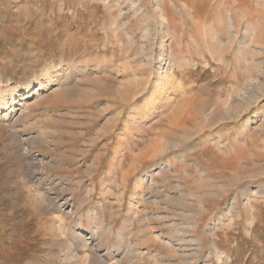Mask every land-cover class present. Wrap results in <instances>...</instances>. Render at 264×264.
Instances as JSON below:
<instances>
[{
  "label": "rangeland",
  "instance_id": "rangeland-1",
  "mask_svg": "<svg viewBox=\"0 0 264 264\" xmlns=\"http://www.w3.org/2000/svg\"><path fill=\"white\" fill-rule=\"evenodd\" d=\"M174 1L0 0V264H264V0Z\"/></svg>",
  "mask_w": 264,
  "mask_h": 264
},
{
  "label": "bare ground",
  "instance_id": "bare-ground-1",
  "mask_svg": "<svg viewBox=\"0 0 264 264\" xmlns=\"http://www.w3.org/2000/svg\"><path fill=\"white\" fill-rule=\"evenodd\" d=\"M172 2H173V5H178V2H176V1H174V0H171ZM179 2L181 1V2H183V4L185 5V6H187V8L188 7H190V4H188L186 1H184V0H178ZM171 2V3H172ZM262 4H264L263 2H261ZM143 5V4H142ZM158 5V10H156L157 12V14H158V16H159V20H160V22L163 24V28L165 29V31H166V36L168 37V36H170V45H172V43H174V41L176 40V35H175V33L172 31V28H173V25H172V23L170 22V19H169V17H168V15L166 14V10H165V7L164 6H162L160 3H158L157 4ZM140 7H141V5H140ZM139 7V8H140ZM157 7V6H156ZM233 7H236V8H238V3H237V0H234V5H233ZM231 8V7H230ZM230 8H228L227 9V12H228V16H226L225 18H219L218 19V23H219V25H224L225 27H226V29H227V32H228V34L229 35H231L232 36V38H230V39H228V40H226V39H224L223 38V34L221 33L222 31L219 29V28H217L216 26H212V27H204L203 29H202V37H203V40H204V45L205 46H203V47H205V49L203 50L202 48V54H204V57L206 58V60H207V53H209L210 55H212V56H214L215 55V53H220V56H221V58H222V60L223 61H225L226 63H227V66L228 67H231L232 66V64L234 63V60L232 59V58H229V55H228V53L226 52V50H230V49H233V44L229 41V40H233L234 42H236V40H238V39H236V37L237 36H239V35H242L240 32V28H239V25H237L236 24V22H235V18H234V15H233V13H232V11H231V9ZM189 9V8H188ZM191 10V9H190ZM190 12V11H189ZM182 13V12H181ZM238 13H239V16H241L243 19L246 17V12L244 11V10H242V9H239V11H238ZM189 16H191L192 18L193 17H195L196 15L194 14V13H192V11H191V13L189 14ZM239 24L240 25H242L243 24V21L242 20H240L239 19ZM191 26V25H190ZM246 28H245V32L247 33L248 32V34L249 35H251V34H254L255 32H256V27L254 26V25H251L249 22H247L246 23ZM165 36H163V38H164ZM161 39V49H166V47H167V44H166V42H165V39ZM239 38V37H238ZM249 37L248 36H246V35H242L241 36V38H240V42H239V46H238V50L236 49L235 50V55L237 56V58H238V60H240L239 59V56H238V54L240 53L241 54V59H243L244 61H245V63L246 64H250V63H252V62H254V61H256L253 57L251 58L250 56H247L246 55V49H245V47L248 45V44H250V43H252V42H254L253 40H251V39H248ZM168 44V45H169ZM197 47H199V46H197ZM167 51V50H166ZM166 51H164V52H166ZM201 51V50H200ZM166 54H168V53H166ZM162 56V55H161ZM165 56V55H164ZM186 57V56H185ZM168 59V61H167V67H165L166 69H164L165 71H162V72H160L159 73V82L158 83H156V85L161 89V88H163L164 87V85L167 83L166 82V80H169V82L171 81V79L174 77V75H172L171 74V71L173 72V68H174V66H175V64H176V59H177V55L176 54H173V55H168V57H167ZM234 58V57H233ZM236 58V57H235ZM210 60V59H209ZM237 62V61H236ZM262 63H261V70H260V73L263 75V77H264V61H263V59H262V61H261ZM260 65V64H259ZM219 67H221V65H219ZM161 68H162V66H161ZM248 71H249V73L251 72V74H250V76L252 77V78H255V76H253V74L254 73H252L253 71H252V69L250 68V67H248ZM234 73L235 74H239V72L237 71V67H235L234 68ZM175 74V73H174ZM238 76V75H237ZM48 81H50L49 79H47ZM172 80H174V78L172 79ZM52 81V80H51ZM44 84V83H43ZM260 84V83H259ZM233 87V86H232ZM259 87V95H258V100L260 99H264V84H263V82L258 86ZM235 89H237V88H235ZM236 91V90H235ZM234 91V92H235ZM243 91V89L242 88H238V91H236V95H237V99H241V102H244V104L242 105L243 106V110L242 111H240L236 116H235V118H238V117H241V114H243L244 112L243 111H245L246 112V109L248 108V107H250V105H251V101L250 100H248V101H246V98L247 97H245V95L244 94H242L241 92ZM256 94V93H255ZM5 97V96H4ZM4 97H1L0 96V99L2 98L3 100L0 102L1 104H3L4 106L3 107H7V101L6 100H4L5 98ZM11 97V96H10ZM12 98V97H11ZM256 98V97H255ZM10 99V98H9ZM231 99H233V98H231ZM253 99V98H252ZM257 101V100H256ZM12 102H13V99L11 100V104H12ZM229 108H230V105H228V106H226V112H227V114H228V119L229 118H231V120L234 118V115H231V114H229ZM243 112V113H242ZM216 113V112H215ZM215 115V114H214ZM212 118V117H211ZM179 120V119H178ZM190 120V119H189ZM205 121H209V119H205L204 120V123H205ZM209 136H211V134L209 133L208 134ZM217 136V135H216ZM208 137V136H207ZM213 139H216V138H213ZM203 142H205V141H203ZM206 142H210V139H208V140H206ZM247 188V187H246ZM247 192V191H246ZM248 193V192H247ZM236 200V199H235ZM237 201V200H236ZM232 204V203H231ZM236 204V203H235ZM231 207V206H230ZM234 207V206H233ZM232 207V208H233ZM229 212V211H228ZM78 235H80V234H78ZM78 235H77V237H78ZM75 236V235H74ZM79 238H82L83 239V237L82 236H79ZM73 239V238H72ZM103 243V242H102ZM83 244V243H82ZM81 245V244H80ZM84 246V245H83ZM93 248V247H92ZM129 248V247H128ZM72 251V250H71ZM71 251H70V254L73 256V254L71 253ZM69 253V252H68ZM79 255V254H78ZM66 256V255H65ZM82 256V255H81ZM89 256V255H88ZM126 257H127V255H126ZM71 258H73L74 260H75V258H77V256L74 258V257H71ZM79 256H78V259L77 260H79ZM72 259V260H73ZM101 259V258H100ZM129 259V258H128ZM221 261V260H220Z\"/></svg>",
  "mask_w": 264,
  "mask_h": 264
}]
</instances>
